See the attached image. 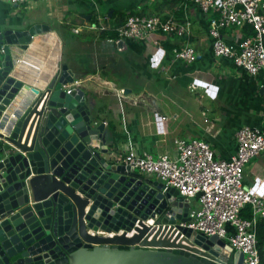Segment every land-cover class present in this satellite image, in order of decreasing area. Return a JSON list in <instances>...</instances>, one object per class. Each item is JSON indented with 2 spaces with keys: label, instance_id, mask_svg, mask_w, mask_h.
Listing matches in <instances>:
<instances>
[{
  "label": "water",
  "instance_id": "obj_1",
  "mask_svg": "<svg viewBox=\"0 0 264 264\" xmlns=\"http://www.w3.org/2000/svg\"><path fill=\"white\" fill-rule=\"evenodd\" d=\"M41 32L57 42L49 76L24 61ZM0 45V264H242L179 224L175 188L113 156L48 24L0 25Z\"/></svg>",
  "mask_w": 264,
  "mask_h": 264
},
{
  "label": "crops",
  "instance_id": "obj_2",
  "mask_svg": "<svg viewBox=\"0 0 264 264\" xmlns=\"http://www.w3.org/2000/svg\"><path fill=\"white\" fill-rule=\"evenodd\" d=\"M42 1L48 16L43 19L28 10L35 0L17 5L0 0V25L24 29L43 22L50 26L59 39L61 62L72 71L74 85L82 90L95 118L103 122L105 144L118 160L127 140L135 151L174 155L176 137L202 138L209 143L215 157L227 158L235 150L234 132L239 126L261 125L264 111L261 75L248 74L229 59L211 54L206 32L208 15L190 1L182 4V18L190 21L188 41L196 57L187 63L163 47L167 39L164 34L150 33L143 42L114 39L109 32L97 34L89 30L88 0ZM103 2L110 8L126 9L132 0ZM150 9H153L151 4L146 6V11ZM173 9L162 6L164 13L176 18ZM229 31H222L226 40L230 39ZM54 37L49 32L35 36L38 45L25 57L27 69L39 66L38 73L49 76L57 43ZM180 41L178 37L167 40L168 43ZM190 83L194 85L192 89ZM117 88L127 89L120 105L115 95ZM29 139L30 136L27 145ZM242 182L264 197V150L243 168ZM184 201L188 208L197 206L194 198Z\"/></svg>",
  "mask_w": 264,
  "mask_h": 264
},
{
  "label": "built area",
  "instance_id": "obj_3",
  "mask_svg": "<svg viewBox=\"0 0 264 264\" xmlns=\"http://www.w3.org/2000/svg\"><path fill=\"white\" fill-rule=\"evenodd\" d=\"M4 1L17 5L32 0ZM188 1L208 15L206 32L211 54L229 59L248 74H260L264 88V0ZM92 7L94 18L86 25L89 30L98 32L111 28L115 31L114 39L143 42L150 33L171 35L181 41L171 45L170 53L186 63L195 59V50L188 41L191 34L188 19L179 21L171 13L161 16L126 12L118 25L110 26L94 1ZM224 29H230L229 40L222 36ZM245 30L249 32L245 34ZM1 59L0 45V62ZM189 87L192 89L194 85L190 83ZM115 95L120 105L124 90L115 89ZM261 122L258 127L243 124L235 130V150L227 158L215 157L209 143L202 138L176 137L173 139L174 155L135 151L127 140L120 161L143 175H154L163 189L173 187L183 199L196 200L197 206L188 208V220L179 224L203 235H215L232 251L242 253V264H258L254 225L258 217H264V197L243 184L242 174L249 159L264 150V111ZM246 205L250 215L243 217L239 211ZM144 223L155 225L153 218Z\"/></svg>",
  "mask_w": 264,
  "mask_h": 264
},
{
  "label": "trees",
  "instance_id": "obj_4",
  "mask_svg": "<svg viewBox=\"0 0 264 264\" xmlns=\"http://www.w3.org/2000/svg\"><path fill=\"white\" fill-rule=\"evenodd\" d=\"M88 1H89L90 11H91L90 12L91 16L89 17V20L94 18L93 7H92V1H94L97 4L100 12L106 16L110 26H116L122 21L123 15L126 12H129V13L133 12V13H138V14L156 13L161 16H167V14L169 13L168 12L164 13V11L162 10V6H165L166 8H170V6L174 7V9L172 10L173 14H175L177 20L182 21L183 20L182 4L186 0H159V1L157 0H153V1L151 0H132L131 6L126 9L110 8L109 6L105 5V3L103 2L104 0H92V1L88 0ZM149 4L152 5L153 9L146 11V6ZM176 4L178 5L176 6ZM158 9L160 10L159 12H157ZM106 32H109V34L112 37H114L115 35V31L111 28L98 31L97 34H106ZM248 32H249L248 30H245V34H247ZM171 38H172L171 35H167V39L163 43V47L169 52H170L171 45L174 44V42L173 43L167 42V40ZM263 43H264V36H263ZM239 214L243 217L249 216L250 211H249L248 206L246 205L244 208H242L239 211ZM254 234H255L256 247L258 251V264H264V217H258L256 219L255 225H254Z\"/></svg>",
  "mask_w": 264,
  "mask_h": 264
},
{
  "label": "rangeland",
  "instance_id": "obj_5",
  "mask_svg": "<svg viewBox=\"0 0 264 264\" xmlns=\"http://www.w3.org/2000/svg\"><path fill=\"white\" fill-rule=\"evenodd\" d=\"M151 1H153V0H151ZM29 12H31V13H36L37 15L39 14V17L40 18H44V17H48L47 16V14H45V11L47 10V8L45 7V5H44V2L42 1V0H35V5H31V4H29ZM253 158V157H252ZM252 158H250V160L252 159ZM249 160V161H250ZM248 161V162H249ZM247 162V163H248ZM247 163L244 165V167H246V165H247Z\"/></svg>",
  "mask_w": 264,
  "mask_h": 264
},
{
  "label": "bare ground",
  "instance_id": "obj_6",
  "mask_svg": "<svg viewBox=\"0 0 264 264\" xmlns=\"http://www.w3.org/2000/svg\"><path fill=\"white\" fill-rule=\"evenodd\" d=\"M53 47V45H51V48ZM54 49V48H53Z\"/></svg>",
  "mask_w": 264,
  "mask_h": 264
},
{
  "label": "clouds",
  "instance_id": "obj_7",
  "mask_svg": "<svg viewBox=\"0 0 264 264\" xmlns=\"http://www.w3.org/2000/svg\"><path fill=\"white\" fill-rule=\"evenodd\" d=\"M195 57H196V55H195Z\"/></svg>",
  "mask_w": 264,
  "mask_h": 264
}]
</instances>
